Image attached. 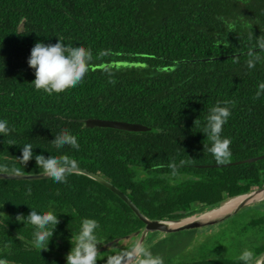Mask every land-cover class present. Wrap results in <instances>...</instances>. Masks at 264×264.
<instances>
[{"label":"trees","instance_id":"16d2710c","mask_svg":"<svg viewBox=\"0 0 264 264\" xmlns=\"http://www.w3.org/2000/svg\"><path fill=\"white\" fill-rule=\"evenodd\" d=\"M57 39L90 49L94 61L81 83L49 95L33 87L27 59L37 41ZM261 39L264 0H0V119L10 129L0 136V171L43 172L34 159L26 165L19 159L22 145L31 143L34 154L66 155L100 174L150 219L194 215L262 187L264 158L242 161L264 154V64L246 67L249 53L264 55ZM224 103L231 115L221 136L231 141V157L220 161L203 132L211 109ZM87 118L149 129L87 127ZM63 129L78 137L79 151L50 143ZM256 207L237 230L254 229L256 236H236L253 258L264 252V203ZM48 209L59 212V223L39 252L31 245L33 226L16 217ZM85 218L98 222L101 244L113 242L98 252L97 264H119L144 227L123 200L85 174L67 173L65 183L0 178V264H65ZM234 257L242 264L226 256ZM228 262L234 263L173 264Z\"/></svg>","mask_w":264,"mask_h":264},{"label":"clouds","instance_id":"9594fccd","mask_svg":"<svg viewBox=\"0 0 264 264\" xmlns=\"http://www.w3.org/2000/svg\"><path fill=\"white\" fill-rule=\"evenodd\" d=\"M264 49V39L258 41V50ZM100 56L105 53H100ZM94 61L92 51L84 46H68L63 41L57 39L54 44H45L37 41L30 50L27 59L28 66L34 72L32 80L33 87L43 90L49 95L59 94L66 89L77 86L82 82L89 71V65ZM258 64H264V55H254L249 53L246 62L247 69H254ZM264 90V83L259 85ZM261 92H257V97ZM231 115L228 103L217 104L207 116V122L203 134L208 135L211 141V152L217 160L223 161L231 157V141L222 137L223 126L228 122ZM10 131L8 121L0 119V136L8 134ZM50 143L57 150L70 146L79 151L80 144L78 137L67 129L61 130ZM34 146L31 143L22 145L19 159L24 165L33 160L35 164L43 170V174L51 177L56 183H65L66 175L70 168L75 167V162L69 160L66 155L46 156L34 154ZM31 192V189L28 190ZM59 212L53 209L44 211H29L27 216L18 215L17 221L28 223L33 226L32 247L39 250L48 249L50 240L54 235V230L59 223ZM6 226V225H5ZM99 224L95 219L85 218L82 220L80 230L75 236V246L71 244V249L65 257V264H97V245L99 240L96 232ZM134 255L140 258L141 264H163L160 257L154 256L149 247L143 242L136 243L132 250ZM254 253L251 250H244L238 257L242 264H252Z\"/></svg>","mask_w":264,"mask_h":264},{"label":"rangeland","instance_id":"374dc122","mask_svg":"<svg viewBox=\"0 0 264 264\" xmlns=\"http://www.w3.org/2000/svg\"><path fill=\"white\" fill-rule=\"evenodd\" d=\"M252 189H255V187ZM261 203H264V201L253 203L251 204L252 207L248 205L242 207L235 214L215 224L194 229H183L172 233L149 232L143 243L149 247L153 255L160 257L165 264L223 258L226 261L230 259L234 262H228L227 264H235L237 258H226V256L232 257L241 254V245L237 243L240 238L236 236L245 235L248 239L256 236L254 229L246 228V234H240L237 230L241 228V223L245 224L248 221L250 215L259 212L256 206ZM139 238L140 235H134L133 237V239ZM101 248L102 245L97 247L98 250ZM263 254L264 252L258 258H253L252 264L259 260ZM134 262L131 264H134Z\"/></svg>","mask_w":264,"mask_h":264},{"label":"water","instance_id":"95a60500","mask_svg":"<svg viewBox=\"0 0 264 264\" xmlns=\"http://www.w3.org/2000/svg\"><path fill=\"white\" fill-rule=\"evenodd\" d=\"M222 57H228V56H222ZM222 57H218V58H222ZM216 58L217 57H213L210 59H216ZM207 59L208 58H206L204 60H207ZM84 123L87 127H94V126L109 127V128H116V129H122V130H127V131H146L149 129V127H147L144 124H140V123L126 122V121H120V120L100 119V118H87L84 120ZM262 158H264V154L254 156V157H250V158L244 159L242 161L243 162H252V161H255L258 159H262ZM70 172L85 174V175L89 176L90 178L98 181L100 184H102L103 186H105L106 188L111 190L114 194H116L121 200H123L130 207V209L134 212V214L144 223L143 229H141L140 231H136V233H135V234H138V233L140 234V238L138 239L137 243L143 242L145 240L146 236L148 235V233L152 232V231H154V232L159 231L161 233H172V232L180 231L183 229H194L197 227L218 223L219 221H222L225 218L235 214L242 207H245L247 205H251V204L256 203L258 201L264 200V196H261L258 198H253V195L257 191L264 190V186H263L260 188L252 189L246 193H241V194H238L236 196L226 198L224 201H222L216 207H213V208H210V209L203 211V212H207L209 210L215 209V208L221 206L223 202H225L229 199L239 197V196H243V195H247V197H245L243 200H241L232 210H230L229 212H227L223 215H220V216H217L214 218L205 219V220H200V219L186 220L189 217H193L195 215L200 214V213H197L194 215L184 216L181 218L150 219L140 211L138 206L125 193H123L118 187L114 186L110 181H108L107 179L102 177L100 174L89 171V170L82 168V167H79V166H75V167L70 168L68 173H70ZM0 178L18 179V180L19 179L20 180H38V179H46V178H50V177L43 174V172H40V173H16V172H2V171H0ZM185 212H186L185 210H177V211H174L173 213L174 214H185ZM203 212H201V213H203ZM169 222H175V223H179V224L170 225V224H168ZM126 237H128V236H126ZM111 244H112V242H108L106 244V246L111 245ZM134 247L120 261L119 264H131L132 262H134L136 260L137 257L135 255L130 258L131 254L133 253L132 250L134 249ZM128 258H130V259H128ZM253 264H264V254L261 256V258L259 260H257Z\"/></svg>","mask_w":264,"mask_h":264},{"label":"bare ground","instance_id":"6f19581e","mask_svg":"<svg viewBox=\"0 0 264 264\" xmlns=\"http://www.w3.org/2000/svg\"><path fill=\"white\" fill-rule=\"evenodd\" d=\"M261 196H264V190L257 191L253 195V198H258V197H261ZM245 197H247V195H243V196H239V197H235V198L229 199V200L223 202L221 206H219V207H217L215 209L209 210L207 212L200 213L199 215H195L193 217H189L186 220H194V219L205 220V219H210V218H214V217L223 215V214L229 212L230 210H232ZM168 224L176 225V224H179V223L169 222ZM133 256H134V253L131 254L130 258L133 257ZM130 258H128V259H130Z\"/></svg>","mask_w":264,"mask_h":264},{"label":"flooded vegetation","instance_id":"af4514ba","mask_svg":"<svg viewBox=\"0 0 264 264\" xmlns=\"http://www.w3.org/2000/svg\"><path fill=\"white\" fill-rule=\"evenodd\" d=\"M140 234L138 233V235L137 236H139ZM127 238H130L129 236L127 237ZM126 238V239H127ZM138 238V237H137ZM137 241H138V239H136V243H137ZM109 242H112V241H109ZM99 244H100V246L102 245V248L101 249H103V248H108V247H111L112 245H113V242H112V244L111 245H108V246H106V243L105 244H101L100 242H99ZM98 247V246H97ZM100 249V250H101ZM100 250H98V252L100 251ZM155 256V255H154Z\"/></svg>","mask_w":264,"mask_h":264}]
</instances>
